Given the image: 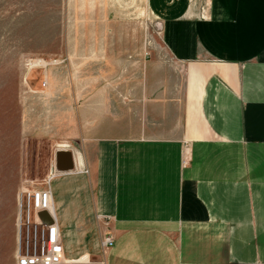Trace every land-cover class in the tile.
Returning <instances> with one entry per match:
<instances>
[{
  "label": "crops",
  "instance_id": "1",
  "mask_svg": "<svg viewBox=\"0 0 264 264\" xmlns=\"http://www.w3.org/2000/svg\"><path fill=\"white\" fill-rule=\"evenodd\" d=\"M143 13L161 38L123 105L99 96L60 117L48 69L49 118L26 110L18 181L55 174V219L41 218L67 259L264 264V0H146Z\"/></svg>",
  "mask_w": 264,
  "mask_h": 264
},
{
  "label": "rangeland",
  "instance_id": "2",
  "mask_svg": "<svg viewBox=\"0 0 264 264\" xmlns=\"http://www.w3.org/2000/svg\"><path fill=\"white\" fill-rule=\"evenodd\" d=\"M144 8L146 0H0V264H17L21 186L44 178L20 184L18 162L26 110L49 118L48 69L56 73L53 91L63 88L69 104L56 110L60 117L82 119L90 114L82 104L99 96L123 105L119 89L138 79L161 38L160 23ZM42 60L48 64L34 65ZM123 129L117 135H128Z\"/></svg>",
  "mask_w": 264,
  "mask_h": 264
},
{
  "label": "built area",
  "instance_id": "3",
  "mask_svg": "<svg viewBox=\"0 0 264 264\" xmlns=\"http://www.w3.org/2000/svg\"><path fill=\"white\" fill-rule=\"evenodd\" d=\"M52 172L43 179H36L21 186L18 195V244L17 264H94L92 261L70 260L65 257L57 223H46L42 213L55 219L51 193ZM115 242L111 233H106L102 247L104 252Z\"/></svg>",
  "mask_w": 264,
  "mask_h": 264
},
{
  "label": "bare ground",
  "instance_id": "4",
  "mask_svg": "<svg viewBox=\"0 0 264 264\" xmlns=\"http://www.w3.org/2000/svg\"><path fill=\"white\" fill-rule=\"evenodd\" d=\"M47 64H48V62H45L44 60L37 61V62L34 63V65H36V66H41V65L45 66ZM75 260H78V259H75ZM81 261H83V260H81ZM84 261H86V260H84Z\"/></svg>",
  "mask_w": 264,
  "mask_h": 264
}]
</instances>
